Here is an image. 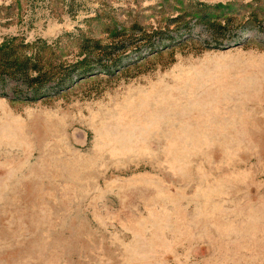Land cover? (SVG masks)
<instances>
[{"label": "rangeland", "instance_id": "1", "mask_svg": "<svg viewBox=\"0 0 264 264\" xmlns=\"http://www.w3.org/2000/svg\"><path fill=\"white\" fill-rule=\"evenodd\" d=\"M194 1L0 0V42H107L109 23L131 42L55 95L0 83V264H264V31L240 11L255 0H198L236 16L218 41L192 22L139 47Z\"/></svg>", "mask_w": 264, "mask_h": 264}, {"label": "trees", "instance_id": "2", "mask_svg": "<svg viewBox=\"0 0 264 264\" xmlns=\"http://www.w3.org/2000/svg\"><path fill=\"white\" fill-rule=\"evenodd\" d=\"M259 3L260 0H255V3L240 4V11L246 8L244 23H254L264 31V7ZM225 8L228 6L194 1L185 12L169 18L163 29L158 28L151 33L143 31L139 47L151 50L164 41L171 42L174 35L181 31L188 33L192 22L201 24L210 33L211 39L218 41L225 37L230 27L233 28L236 19L229 12H220ZM109 27L106 30L109 33L107 42L85 32H67L51 40H26L16 35L4 38L0 42V83L14 81V97L23 96L25 100L33 101L58 94L74 78L91 75L96 69L112 72L119 61L118 53L131 42L125 43L126 40L121 38L124 32L115 23H109ZM64 39L70 40L74 48L64 49ZM23 89L28 93L21 95Z\"/></svg>", "mask_w": 264, "mask_h": 264}]
</instances>
